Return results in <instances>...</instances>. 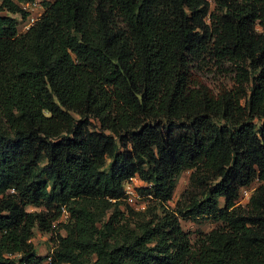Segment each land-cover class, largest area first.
Returning <instances> with one entry per match:
<instances>
[{
    "label": "trees",
    "instance_id": "trees-1",
    "mask_svg": "<svg viewBox=\"0 0 264 264\" xmlns=\"http://www.w3.org/2000/svg\"><path fill=\"white\" fill-rule=\"evenodd\" d=\"M27 1L0 0V264H264V0H41L20 31Z\"/></svg>",
    "mask_w": 264,
    "mask_h": 264
},
{
    "label": "rangeland",
    "instance_id": "rangeland-1",
    "mask_svg": "<svg viewBox=\"0 0 264 264\" xmlns=\"http://www.w3.org/2000/svg\"><path fill=\"white\" fill-rule=\"evenodd\" d=\"M39 3H41V0H38ZM43 12V9L40 8V6H36L32 11L31 15L38 16L39 13ZM15 16L19 17V29L20 31H24L26 28L23 25V22L25 19H22L19 14H14ZM193 79L201 81L209 86L213 91H215L217 88H220L222 86L227 85L221 83V80L217 77L207 74V73H201V72H194L193 73ZM223 81H225V78H222ZM229 84V83H228ZM93 121V120H92ZM191 170L186 169L184 170L178 177L177 185L174 190L172 198L167 202L169 207L172 208L175 206L177 200L180 198L181 193L187 188L189 184V176H190ZM257 184V183H255ZM255 184H253L251 187H249V190L252 192V190L255 187ZM126 202V201H125ZM149 202V201H148ZM223 201L221 200V203ZM246 199L241 198L239 200V203L245 204ZM29 210L35 209V206H27ZM40 208H43L41 206ZM182 227L185 231H187L191 238H195L197 232H206L210 230L213 227L219 226L221 224L220 221L215 220V218L206 216V217H185L181 220ZM56 227H59L56 225ZM63 231V230H61ZM53 232L50 231H43L39 229H35V234L32 238V242L37 248V251L40 255H46L52 251L53 248V240L51 239V235Z\"/></svg>",
    "mask_w": 264,
    "mask_h": 264
},
{
    "label": "built area",
    "instance_id": "built-area-1",
    "mask_svg": "<svg viewBox=\"0 0 264 264\" xmlns=\"http://www.w3.org/2000/svg\"><path fill=\"white\" fill-rule=\"evenodd\" d=\"M40 6L42 8L41 3L38 2V0L34 1H27L22 3V7L28 11V15L23 22V25L27 29L36 19L39 18L40 15L35 16L31 15V11L36 7ZM43 9V8H42ZM25 29V30H26ZM149 186L151 187V183L148 181L142 179L139 175H133L129 178L125 179L123 182V188H124V199L129 204L133 205L137 209H145L149 198L152 197V194L150 192H146L143 187ZM251 194V191L249 188H245L243 190V196L242 198H245L246 200L249 198ZM69 213L65 207H62V217L63 219H66L68 217Z\"/></svg>",
    "mask_w": 264,
    "mask_h": 264
}]
</instances>
